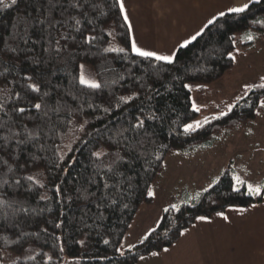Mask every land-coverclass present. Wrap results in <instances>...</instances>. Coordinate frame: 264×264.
I'll use <instances>...</instances> for the list:
<instances>
[{
    "label": "trees",
    "instance_id": "16d2710c",
    "mask_svg": "<svg viewBox=\"0 0 264 264\" xmlns=\"http://www.w3.org/2000/svg\"><path fill=\"white\" fill-rule=\"evenodd\" d=\"M42 2L43 0H19L17 5H11V0H3L0 3V34L7 35L12 30L19 13L30 12L38 15L37 8ZM88 7L89 15L81 21L82 30L94 28L101 37L97 45L100 48L108 46L104 41L125 48L123 53H102L108 57V62L104 65V79L113 78L112 68L126 73L130 67L132 75L140 83L149 84L154 81V87L159 89L160 95L154 97L152 108L157 110L158 115L163 114L165 120L149 122L153 125L150 132L154 133V143L149 146L148 156L152 162L151 166L145 170L143 159L134 163L133 170L129 171L128 175L135 177L139 183L135 191L118 204L99 210L91 203L86 208L81 207L87 193L77 189L84 184L83 177L93 171L89 153L96 147L99 137L95 133L91 137L86 136L80 130V125L87 120L89 123L86 131H93L94 125L100 127L103 132L102 121L104 123L111 121V125L116 126L126 124L133 115L138 114L139 101L136 102V107H128L123 112L120 108L113 107L111 115H106L95 107L89 108L85 104L84 112L65 111L59 117L55 113H49L51 122H45L49 117H42L41 128L37 131L40 133L41 143L46 145V150L34 148L31 144L22 146L25 150L19 151L21 167L14 168L13 172H8L6 167L0 171V179H7L9 184H13L14 177L20 175L24 187L14 189L5 185L4 190L13 194L12 199H17V192L23 193L19 199H22L24 206L29 209L27 213L16 214L15 221L19 222V229L10 227L13 220L0 222L1 264H69L73 259L78 260L79 264H136L141 256L174 242L181 230L196 217L223 211L228 206H242L262 200V195H250L243 183L235 184L230 168H226L219 178L205 188L207 191L202 190L192 201L176 207H165L167 211L162 210L155 227L145 235L148 236L147 240H144V236L143 243L139 241L133 245L134 247L122 249L124 255L116 251L117 248H121V242L141 206L153 204L154 196H149L146 189H152L154 181L164 168L166 158L172 152L208 145L216 140L219 131L233 129L264 110L258 107L257 97L261 93L258 90H250L245 94L243 88L238 98L231 103L235 105L233 110L226 116H220L221 112H218L208 116L205 119L207 122L201 120L200 128L188 133L183 131L184 124L189 123L198 114L192 107L191 91L183 85L189 82L209 83L223 78L234 65V60L230 59L228 52L232 53L234 50L233 41L236 33L249 29L264 32V26L252 23L253 20L264 21V10H261L260 6H253V10L247 13L229 14L227 18L217 16V22L209 25L202 37H198L197 41H193L186 48L180 46L177 48L174 65H164L160 61L135 57L130 51L129 26L119 11L117 0H89ZM89 20L92 21L91 24L88 23ZM67 23L72 25L74 21L69 20ZM68 30L74 31L72 28ZM41 44L47 46L44 41ZM36 50L42 51L41 46L37 45ZM25 64L27 65L28 61H25ZM0 71L3 69L0 68ZM20 71L19 68H12L7 74L9 80L11 81L12 76L19 74ZM68 72H72V69L57 73L53 77V82H60L68 87L71 80ZM121 83L127 88L135 86L127 75L125 81ZM261 83H264V80L259 79L257 87ZM10 86L19 90L14 84ZM113 92L117 96L126 94L125 88L117 84L88 99L101 108L107 106L109 101L114 105ZM241 96L244 98L240 99ZM228 105V102H222L218 107L225 108L224 112H227ZM72 107L76 105L73 104ZM145 110H148L147 107ZM214 116L220 118L213 119ZM82 140H88L89 143L85 145ZM54 145H59L62 149L65 145L79 149L67 153V157H75L78 163L71 166L66 173H61L58 167L53 166L52 161L60 155L55 151ZM33 153L44 158L46 168L35 166ZM36 163L38 164L39 160ZM27 175H32L33 181L23 179ZM53 182L60 184L65 195L71 196L72 199L55 195ZM40 184L47 187L40 188ZM28 189H31L30 194ZM89 191L96 192V187L89 186ZM45 193L50 199L39 200ZM97 195L100 193L97 192ZM19 206L13 203L7 210L11 214ZM57 223L61 225L59 228L55 227ZM43 228H47L48 231H40ZM21 231L39 234L21 236ZM105 240L108 241L107 244L104 243ZM43 253L51 256V260L46 257L41 259Z\"/></svg>",
    "mask_w": 264,
    "mask_h": 264
},
{
    "label": "snow or ice",
    "instance_id": "6c2138e0",
    "mask_svg": "<svg viewBox=\"0 0 264 264\" xmlns=\"http://www.w3.org/2000/svg\"><path fill=\"white\" fill-rule=\"evenodd\" d=\"M2 2L3 0H0V3ZM18 3L19 0H11V5ZM117 3L119 4V11L124 14V20L127 22L124 0H117ZM9 6L4 5V7ZM88 6L89 0H43L37 8L38 15L30 12L19 13L12 30L7 35L0 34V68L3 69L0 71V171L6 167L8 172H13L14 168L19 169L21 167L19 151L25 150L22 146L31 144L34 148L46 150V145L41 143V136L37 129L41 128L42 117H49V120L45 122H51L49 113H55L57 117L65 111L80 113L84 112V105L87 104L89 108L95 107L96 110L111 115L113 107L120 108L123 112L128 107H136V102L139 101L138 114L133 115V118L128 120L126 124L116 126L111 125V121L108 123L102 121L103 132L100 127L94 125L92 126L93 131H86V126L89 123L87 120L80 125V130L86 136L91 137L95 133L99 139L96 147L89 153L93 171L88 176L83 177L84 184H81L77 191L87 193L81 207L86 208L91 203L99 210L102 207L110 208L118 204L120 200L130 196L135 191L139 182L135 177L128 175V172L133 170L134 163L139 159L144 160L145 170L151 166L152 162L148 156L150 155L149 146L154 143V133L150 132L153 125L149 122L164 121L165 116L163 114L158 115L157 110L152 108L154 97L160 95L159 89L154 87V81L149 84L140 83L132 75L130 67L126 73L118 72L112 68L113 78L111 80L104 79V65L107 64L108 57L103 56L102 53H123L125 48L116 47L107 41L104 43L108 46L100 48L97 45L101 37L95 29L82 30L81 21L89 15ZM253 6H260L261 10H264V0H247L239 7H229L227 11H219L218 16L227 18L229 14L247 13L253 10ZM69 20L74 21V24L68 25ZM216 22L217 16H213L207 24L203 25L190 39H186L180 47L186 48L193 41H197V38L203 36L209 25ZM88 23L91 24L92 21L89 20ZM252 23L264 26V21L253 20ZM69 28L74 29V31H69ZM248 39L251 40L253 37L249 36ZM42 41L46 42L47 46L41 44ZM37 45L41 46L42 51L36 50ZM130 51L135 57L160 61L164 65H174L177 59L174 51L168 55L159 54L154 50H146L137 46L134 39L131 41ZM228 56L235 60V56L231 52H228ZM93 57L95 59H92ZM112 59H116V57H112ZM25 61H28L27 65ZM12 68H19L21 71L19 74H14L10 81L7 74L12 71ZM69 68L72 69V72H68L71 77L68 87L60 82H53V77L57 73L67 72ZM25 69H27L26 72ZM125 75L135 84L134 87L127 88L121 83L125 81ZM260 79L264 80V77H260ZM13 84L18 86L19 90L10 86ZM117 84L125 88L126 94L117 96L113 92L114 105L109 101L107 106L101 108L100 105H94V102L88 99ZM183 86L190 90L189 84ZM250 90H258L261 93L257 97L258 107L264 109V83L259 84L258 87L256 84H246L244 93L247 94ZM32 93L37 95L33 96ZM243 98V96L240 97V99ZM73 104L76 107H72ZM234 106L229 104L227 112H221L220 116H226L228 112L233 110ZM146 107L147 111L145 110ZM192 107L195 111H199L195 103ZM87 114L85 113V115ZM256 114L259 115V112ZM219 118V116L213 117V119ZM30 123L31 127H29ZM201 126L200 121L185 123L183 131L188 133ZM81 142L85 145L89 143L88 140ZM53 147L60 155L52 163L54 167L59 168L61 173H66L71 166L78 163L75 157H67L68 152L79 151L78 148L73 149L67 145L63 149L59 148V145ZM32 159L35 166L47 167L43 157L33 153ZM38 160L39 163L37 164L36 161ZM23 179L33 181V176L27 175ZM233 179L236 183H243L239 177H233ZM5 185L14 189H20L24 185L20 175L14 177L13 184H9L7 179H0V222L13 220L10 227L19 229L20 224L15 221V216L17 213H27L29 209L24 206V201L19 199L24 194L17 192V199H12L13 194L4 190ZM53 186L55 195L72 199L71 196L65 195L60 184L53 182ZM89 186H95L96 192L89 191ZM39 187L46 188L47 186L40 184ZM247 189L250 195H264V188L248 184ZM146 191L149 196L154 195L151 189H146ZM28 192L30 194L31 189H28ZM97 192L100 195H97ZM48 199L50 198L46 193L39 197V200ZM13 203L20 206L10 214L7 209ZM173 207L176 206L173 205ZM217 215H222V213H217ZM197 219L207 220V217L198 216ZM60 226V223L55 225L57 228ZM40 231L47 232L48 229L43 228ZM38 234L20 232L21 236H38ZM184 234V232L180 233V235ZM147 239L148 236H145L144 240ZM144 240L140 242L143 243ZM104 243L107 244L108 241L105 240ZM122 247L116 249L120 255H124ZM61 251H63L62 248ZM164 251L167 252L168 249L165 248ZM152 255L157 256L159 253L153 252ZM45 257L51 260V256H48L47 253H43L41 259ZM30 258L35 259V257Z\"/></svg>",
    "mask_w": 264,
    "mask_h": 264
},
{
    "label": "crops",
    "instance_id": "0c3cea01",
    "mask_svg": "<svg viewBox=\"0 0 264 264\" xmlns=\"http://www.w3.org/2000/svg\"><path fill=\"white\" fill-rule=\"evenodd\" d=\"M246 2L247 0H124V5L131 41L134 39L137 46L143 49L168 55L176 52L209 19L218 16L219 11H227L229 7H239ZM263 112L264 110L253 117L259 119L254 129L236 132L243 122L253 119L250 118L233 129L219 131L216 140L208 145L171 153L169 174H165L164 166L161 177L162 186L167 190L170 200L167 205L178 206L192 201L219 178L226 168H230L233 177H239L246 188L248 184L264 188ZM223 138L226 139L222 140ZM229 139H236V144L242 141L248 143L233 146L236 150L228 155L224 152L229 150H223L228 148ZM230 145H233L232 141ZM154 204L155 199L153 204L141 206L137 212L129 228L130 232L134 231L135 237L137 234L140 237L134 244L141 241L157 224L160 215L147 221L145 213L139 219ZM201 216L207 217V220L196 217L181 230L184 235L179 234L170 245L141 256L144 259L140 257L136 264H264V195L261 201L242 206L232 205L223 211ZM140 222L144 224L141 225ZM136 223L138 225L134 228ZM165 248L168 249L167 252L164 251ZM153 252L159 255L153 256Z\"/></svg>",
    "mask_w": 264,
    "mask_h": 264
},
{
    "label": "rangeland",
    "instance_id": "374dc122",
    "mask_svg": "<svg viewBox=\"0 0 264 264\" xmlns=\"http://www.w3.org/2000/svg\"><path fill=\"white\" fill-rule=\"evenodd\" d=\"M249 36L253 37V39L249 40ZM232 54L235 56L234 65L232 69L224 75L223 78L209 83H188L190 85L191 91V103L192 105L195 103V105L199 108L198 114L189 123L205 120L208 116L215 115L218 112H224L225 108L219 109L218 107L220 103L228 102V104H231L238 98L239 93L246 84H256L260 77L264 75V32L249 29L236 33L234 37V50ZM262 114H264V112ZM257 120L259 119L253 118L243 122L241 126L236 129V132L254 129L258 124ZM225 139L226 138H223L222 140ZM229 141L230 143L228 142L227 144L228 148L223 150H229L228 152H224V154L228 155H230L229 153H232L234 150H236L232 148L233 146L246 145L248 143V141H242V143L236 144V139H229ZM231 141L233 142L232 146L230 145ZM171 160L172 158L170 154L165 160V174H169V165ZM219 161L220 160L218 159L217 162ZM162 176L163 174L161 171L160 176L154 181L152 185L151 190L154 192L153 196L155 199L153 208L149 212H143L139 219H141V217L146 213L147 216L145 219L147 218V221H150L155 216L161 215V209L168 206L167 204H169L170 200L167 197V190L162 186ZM138 223L135 224L134 228L137 227ZM140 224L143 225L144 222H140ZM138 236L139 235L137 234L135 237L134 231H128L122 240V249L137 242L139 240L137 238H140ZM69 264H79V261L73 259Z\"/></svg>",
    "mask_w": 264,
    "mask_h": 264
}]
</instances>
